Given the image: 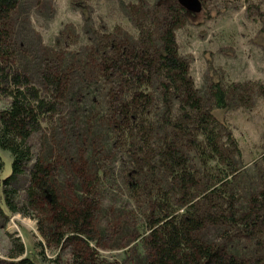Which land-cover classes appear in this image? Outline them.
Instances as JSON below:
<instances>
[{"label": "rangeland", "instance_id": "rangeland-1", "mask_svg": "<svg viewBox=\"0 0 264 264\" xmlns=\"http://www.w3.org/2000/svg\"><path fill=\"white\" fill-rule=\"evenodd\" d=\"M135 1L18 0L10 14L9 42L15 66L36 87L41 85L44 64L59 65L68 78L60 112L29 141L32 159L53 168L49 183L55 188L56 203L66 211H88L89 218L83 234L76 237L71 236L69 226L55 225L44 202L37 209L27 207L25 176L7 186L1 183L10 173L11 159L0 151V264L11 260L10 253L19 244L23 253L18 258L27 257L35 264L148 263L142 240L149 232L147 218L155 213L149 205L153 199L147 198L144 188L133 191L129 187L130 166L123 141L109 135L102 119L106 90L94 83L91 68L82 70L88 29L103 25L108 30L113 26L128 30L121 6ZM146 1L152 5L156 0ZM199 2L200 12L187 15L185 24L174 32L175 42L204 108L212 109L208 90L213 83L229 89L227 109L214 114L237 141L239 157L228 155L224 148L235 169L226 191L235 194L238 206L244 207L250 196L264 189V170L254 165L264 151V38L256 22L264 11V0ZM5 106L0 98V110ZM180 148L199 188L197 206L212 212L207 208L212 196L201 199L199 195L206 194L203 189L215 173L204 171L186 144ZM167 177L160 171L157 182L147 188L151 196L156 187L168 188ZM3 190L10 207L3 200ZM169 196L171 203L179 197ZM237 229L227 232L225 226L206 224L196 236L202 243L223 245L226 251L264 257V248L253 249V240L245 239ZM253 234L264 243V224Z\"/></svg>", "mask_w": 264, "mask_h": 264}, {"label": "trees", "instance_id": "trees-1", "mask_svg": "<svg viewBox=\"0 0 264 264\" xmlns=\"http://www.w3.org/2000/svg\"><path fill=\"white\" fill-rule=\"evenodd\" d=\"M17 3L0 0V98L6 101L0 110V151L11 159L10 173L1 183L7 186L25 176L26 206L37 209L44 202L55 225L69 226L71 236L78 237L83 234L88 211H66L56 203L55 188L49 183L53 168L32 159L29 147V141L60 112L68 78L59 65L44 64L41 85L36 87L15 66L8 22ZM121 7L128 30L118 26L108 30L103 25L89 28L82 70L91 68L94 83L106 90L102 119L109 135L123 141L130 166L129 187L133 191L144 188L147 198L153 199L149 205L155 213L147 218L149 232L142 240L147 264H264L263 256L251 258L226 251L223 245L205 244L196 236L204 225L219 224L228 228L227 232L238 228L245 239L253 240V249L264 248L253 234L264 224V189L250 196L244 207L238 206L235 194L226 191L235 169L224 148L228 155L239 157V152L237 141L214 111L227 109L229 89L213 83L208 90L212 109L204 108L189 76L188 63L177 51L174 32L191 13L176 0H156L152 5L136 0ZM256 22L260 24L258 34L264 38V11ZM184 144L204 171L213 170L217 175H210L209 185L203 189L206 194L199 195L201 199L212 196L207 206L212 212L197 206L199 188L180 148ZM257 164L264 170V151ZM160 171L167 174L169 186L156 187L151 196L147 188L157 182ZM171 194L179 195L173 203ZM3 195L10 207L9 195L4 190ZM22 253L19 244L5 264H35L27 257L18 258Z\"/></svg>", "mask_w": 264, "mask_h": 264}, {"label": "water", "instance_id": "water-1", "mask_svg": "<svg viewBox=\"0 0 264 264\" xmlns=\"http://www.w3.org/2000/svg\"><path fill=\"white\" fill-rule=\"evenodd\" d=\"M179 6L191 14H197L201 10L199 0H176ZM47 199H49L47 197Z\"/></svg>", "mask_w": 264, "mask_h": 264}]
</instances>
